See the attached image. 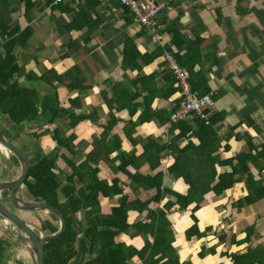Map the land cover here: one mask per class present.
<instances>
[{
  "label": "crops",
  "instance_id": "obj_1",
  "mask_svg": "<svg viewBox=\"0 0 264 264\" xmlns=\"http://www.w3.org/2000/svg\"><path fill=\"white\" fill-rule=\"evenodd\" d=\"M61 1L60 8L54 0H33L35 6L26 10L22 0H0V48L10 33L30 29L29 40L14 50L20 65L15 79L43 96L52 89L41 77L51 78L49 71L63 76L65 83L54 82L61 105L71 109L74 121L75 117H83L73 127L70 116L58 118L51 126L63 136L76 137L71 152L62 149L59 153L55 173L62 183L73 174V166L79 167L89 155H94L95 162L89 167L97 168L98 179L118 192L113 198L99 195L101 216L107 217L123 197L134 205L128 210L129 226L149 224L151 210L165 209L176 233L173 246L178 249L182 264H233L226 254H243L250 248L264 246V198L253 204L246 199L250 193L249 175L253 181L264 183V0H158L166 7L149 27L135 23L133 14H127L119 0H102L96 11L90 13L98 24L91 22L90 26L70 33H66V26L77 18L78 0ZM173 30L180 32L177 41L182 49L174 43ZM128 40L144 57L124 65ZM195 48L199 61L190 77L200 83L201 93H196L211 94L214 104L207 109L209 117L221 116L214 125L222 139L215 154L220 162L218 174L231 173L233 166L239 171L237 182L223 194H206L197 211L203 235L189 240L197 203L185 208L174 194L187 195L190 185L170 173L176 163L171 142H177V149L190 142L198 146L200 142L194 134L197 118L189 119L187 127L191 132L181 139V127L163 123L158 117L165 112L172 114L184 97L182 87L174 81L168 53L183 56L188 49ZM158 52L161 53L151 61L145 59ZM143 76L154 77L153 82L143 85L139 82ZM125 95L135 97L123 105ZM152 96L156 98L150 107L145 97ZM153 114L156 117L146 119ZM46 128L35 132L40 134ZM39 140L36 161L57 149L52 135H43ZM150 141L157 145L148 162L142 158ZM227 144L229 148L225 150ZM100 145L102 151L98 150ZM163 146L165 151L160 155ZM242 153H250L256 162L227 163ZM130 175L150 177L155 180L152 183H161L162 188L145 189L132 182ZM76 186L78 190L85 188L78 183ZM144 201L149 205L142 208ZM73 219L81 234L77 256L69 264H85L89 247L82 233L87 227L84 212H78ZM225 235L226 240L221 241ZM148 239L154 240L152 235ZM18 240L14 236L7 242L9 245L2 243L6 248L3 263L33 264L29 251ZM116 242L138 251L145 243L144 236L132 227L120 233ZM203 251L204 258L200 256ZM12 252L19 255L11 260ZM131 264L143 263L135 256Z\"/></svg>",
  "mask_w": 264,
  "mask_h": 264
},
{
  "label": "trees",
  "instance_id": "obj_2",
  "mask_svg": "<svg viewBox=\"0 0 264 264\" xmlns=\"http://www.w3.org/2000/svg\"><path fill=\"white\" fill-rule=\"evenodd\" d=\"M22 1L25 2L26 10H30L35 6L33 0ZM78 1H76L78 9L77 18L73 19V22L66 26V33L83 29L85 26H90L91 22H94L93 24H98V22L93 21L90 13L96 11L102 0ZM61 2L57 3L60 8L62 7ZM65 7H67V5ZM124 7L127 14L130 12L132 13L129 7ZM66 11L70 12L71 9L66 8ZM131 23V21H127V24L130 25ZM173 32L175 35L174 43L182 49L177 41L181 38L180 32L178 30H173ZM31 35L32 32L28 28L21 33H10L8 41L0 48V113L3 115L0 119H4L5 122L13 127H17L18 130L22 129L24 126L29 127L32 125L31 127H33V125H36V129L31 133L34 140L39 139L43 135L51 134L53 141L57 143V149L51 154L44 156L36 163L32 162L33 166L25 181L24 190H22V194L24 193L25 195L22 196V198L49 204L61 210L66 218L67 229L64 234L45 247V264H69V262L77 256V243L81 231L74 223L73 216L78 212H84L86 218L87 227L82 233L89 247V260L85 264H131L135 256H137L143 264H182L179 251L173 246L176 243V233L170 221L168 211L165 209L151 210L148 215L150 218L149 224L136 223L129 226L128 210L134 205L128 203L127 197H123L120 199L119 205L112 207V211L107 217L101 216L102 208L99 195L101 194L104 197L113 198L118 195V192L98 179L97 168L91 169L89 167L91 163L95 162L93 159L94 155H89L86 161L79 167L71 166L73 174L66 176L64 183H62L60 177L55 173L58 167L57 162L60 151L66 149L71 152L76 137L74 134L63 136L58 129L52 130L51 126L58 118L70 116L71 126L73 127L74 122L76 124L81 121L83 117H75L74 121V113L71 109L61 105L57 91L58 85L54 84V82L57 81L60 84L65 83V78L63 76L54 73V71H49L48 75L52 76L51 78L45 75L42 76L41 81L48 83L52 89L49 94L43 96L38 93L37 89L23 86L15 79V75L20 70V65L14 52L15 47L17 45H24ZM198 52L199 51L195 48L193 50L188 49V53L183 56L178 53L171 54H173L180 67L190 70L191 76L192 68L199 61ZM160 53L161 52L148 55L145 59L151 61L152 58L157 57ZM143 57L144 55L138 51L133 41H126L122 59L124 65H128L130 60L137 61L139 58ZM173 71L175 74L174 81L178 83L181 88L182 86L176 70L173 69ZM153 79L154 77L143 76L140 77L139 82L146 85L152 83ZM189 81L191 89L200 94V83L192 77L189 78ZM67 88L70 89L68 84ZM177 89L178 88H174V90ZM134 97L133 95H125L123 97V105H127L128 100ZM155 98L156 96L150 98L145 97L150 107ZM171 116L172 114L165 112L162 115L160 114L158 118L162 119L163 123H171ZM154 117H156V114L148 116L146 119H152ZM195 118H197V128L194 134L200 142L199 145L195 146L193 142H190L185 148L177 149V147H175L177 142H171V145L174 144L171 149L176 152V163L170 168V173L175 179L183 178L187 184L190 185V191L187 195L177 192L174 194L178 197L179 203L185 208H188L193 203H197L192 214L195 224L188 231L189 240H192L194 236L201 237L203 235L199 229L197 211L200 209V205L205 199L206 194L210 191H214L217 195L223 194L237 182V178L235 177L236 172L239 171L237 166H233L234 168L231 173L218 174L217 171V166L220 162L215 154H217L221 148L222 139L214 125L220 121L221 116L218 114L210 116L209 124H206V122L199 119V117ZM188 123L189 121L174 124V126L181 127L182 129V134L180 135L181 139L186 138L187 134L191 132V128L187 127ZM45 126H48V128L40 134L35 132L38 128ZM2 131L4 132L3 129ZM156 145L157 143L155 141H150L149 144H146L144 147L145 155L142 159L151 162L152 158H150V155L154 154ZM228 148L227 144L225 150ZM102 149V145H100L98 150L102 151ZM164 151L165 146L160 147L159 154L161 155ZM108 152H111L110 148ZM249 161L256 162V158L250 153H242L227 163L231 164L237 162V164H244ZM129 178L132 182L141 185L145 189L154 187L159 191L162 188L161 183L160 185L157 182L152 183L155 180L150 177L130 175ZM248 180L250 193L246 199H248L250 204H253L264 198V192L261 191V189H264V183L253 181L252 175H249ZM76 183L84 185L85 188L78 190ZM62 199H64V201H62ZM148 205L149 202L144 201L142 208ZM130 227L144 236L145 243L143 248L139 251L125 244L116 242L118 235L127 231ZM149 235L153 236V242L149 241ZM250 237L249 235L246 240H249ZM226 238V235L221 236V241L226 240ZM2 243L3 242H0V264H4V254L6 251ZM200 256L204 258V251ZM226 256L231 258L233 264H264V246H259L255 249L250 248L243 254H226ZM154 259L157 260L154 261ZM184 264H192V262Z\"/></svg>",
  "mask_w": 264,
  "mask_h": 264
},
{
  "label": "water",
  "instance_id": "obj_3",
  "mask_svg": "<svg viewBox=\"0 0 264 264\" xmlns=\"http://www.w3.org/2000/svg\"><path fill=\"white\" fill-rule=\"evenodd\" d=\"M2 116L0 113V118ZM3 149L15 156L21 166V171L16 179L0 182V219L5 224L15 227L20 237L18 242L29 251L33 264H45V247L64 234L67 229L66 218L61 210L49 204L22 198L21 191L25 186V181L33 163L25 152L7 137L0 127V150ZM4 190H10V201L15 210L21 212L44 211L56 214L60 222L59 231L46 235L38 226L20 217L2 201L1 193Z\"/></svg>",
  "mask_w": 264,
  "mask_h": 264
},
{
  "label": "rangeland",
  "instance_id": "obj_4",
  "mask_svg": "<svg viewBox=\"0 0 264 264\" xmlns=\"http://www.w3.org/2000/svg\"><path fill=\"white\" fill-rule=\"evenodd\" d=\"M0 126L4 130L7 137L18 145L27 156L33 158L34 163H36L37 158L35 157V152L39 153V149L36 148L39 139H33V135L31 133L34 129H36V125L33 127L24 126L22 129H17V127H13L9 123L5 122L4 119H0ZM51 135V134H48ZM42 140V139H41ZM40 143V142H39ZM41 147V143L39 144ZM41 155V154H40ZM36 161V162H35ZM21 171V166L18 160L11 153L6 150H0V182L10 181L16 179ZM21 196H25L24 193H21ZM2 201L8 205L12 210H14L20 217L26 219V221L35 224L38 226L46 235H51L60 229L59 217L51 212H21L15 210L10 201V193L8 190H4L1 193ZM19 237L17 230L15 227L9 224H5L0 219V241L3 243H7L13 237ZM11 237V238H9ZM20 238V237H19ZM9 245V243H7ZM21 251V249H20ZM13 252L9 255V258L12 260L18 253L14 254ZM7 259V257H6Z\"/></svg>",
  "mask_w": 264,
  "mask_h": 264
},
{
  "label": "built area",
  "instance_id": "obj_5",
  "mask_svg": "<svg viewBox=\"0 0 264 264\" xmlns=\"http://www.w3.org/2000/svg\"><path fill=\"white\" fill-rule=\"evenodd\" d=\"M60 1L61 0H55L56 3H59ZM119 1L122 5L130 8L134 15L135 23L144 27L152 26L155 19L166 7V4L158 2V0ZM167 56L173 63V68L176 70L184 95L181 105L172 113L171 124H179L181 122L189 121L193 116L199 117V119L205 121L206 124H209V113L207 112V109L214 104L211 94L200 96L194 92L191 89L189 72L179 66L173 54L168 53Z\"/></svg>",
  "mask_w": 264,
  "mask_h": 264
},
{
  "label": "flooded vegetation",
  "instance_id": "obj_6",
  "mask_svg": "<svg viewBox=\"0 0 264 264\" xmlns=\"http://www.w3.org/2000/svg\"><path fill=\"white\" fill-rule=\"evenodd\" d=\"M22 190H24V188L22 189ZM9 191V193H10V190H8ZM22 192V191H21ZM7 207H9L8 205H7ZM10 208V207H9ZM11 209V208H10Z\"/></svg>",
  "mask_w": 264,
  "mask_h": 264
},
{
  "label": "bare ground",
  "instance_id": "obj_7",
  "mask_svg": "<svg viewBox=\"0 0 264 264\" xmlns=\"http://www.w3.org/2000/svg\"><path fill=\"white\" fill-rule=\"evenodd\" d=\"M4 150V149H3Z\"/></svg>",
  "mask_w": 264,
  "mask_h": 264
}]
</instances>
